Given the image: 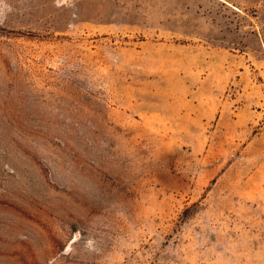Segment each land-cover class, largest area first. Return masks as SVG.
<instances>
[{"label": "rangeland", "instance_id": "1", "mask_svg": "<svg viewBox=\"0 0 264 264\" xmlns=\"http://www.w3.org/2000/svg\"><path fill=\"white\" fill-rule=\"evenodd\" d=\"M0 264H264V0H0Z\"/></svg>", "mask_w": 264, "mask_h": 264}]
</instances>
